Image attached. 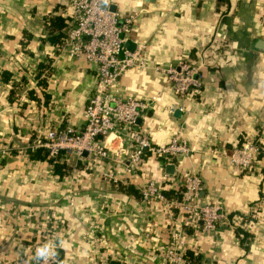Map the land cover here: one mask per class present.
<instances>
[{"label":"crops","instance_id":"0c3cea01","mask_svg":"<svg viewBox=\"0 0 264 264\" xmlns=\"http://www.w3.org/2000/svg\"><path fill=\"white\" fill-rule=\"evenodd\" d=\"M110 4L120 21L133 16L124 45H142L151 65L205 62L201 87L184 101L153 69H130L118 79L124 97L160 95L138 121L139 132L155 147L178 135L190 152L173 160L174 170L198 173L204 202L218 203L225 213L215 232L190 237L191 249L203 264H264V49L255 46L264 40V0ZM68 7L69 0H0V149H9L0 155V264H30L26 246L54 227L55 235L41 244L55 245L58 264H168L161 253L172 217L162 204L144 202L142 192L154 182L166 199L177 196L180 185L165 178L169 162L146 154L141 170L127 175L112 161L72 158L60 163V178L51 164L28 155L41 141L40 129L84 126L96 66L60 53L45 22L53 16L66 21ZM174 105L185 111L169 114ZM247 143L260 148L250 167L230 165L228 152ZM171 212L190 230L188 217Z\"/></svg>","mask_w":264,"mask_h":264},{"label":"built area","instance_id":"2783aa9c","mask_svg":"<svg viewBox=\"0 0 264 264\" xmlns=\"http://www.w3.org/2000/svg\"><path fill=\"white\" fill-rule=\"evenodd\" d=\"M68 8L66 26L56 47L70 58H82L94 64L96 80L84 110L83 129L76 130L71 125H49L37 131L41 141L32 150L42 149L54 163H67L72 158L112 161L127 175L141 170L146 154L155 158L168 157V165H173L177 156L187 155L190 149L178 135L172 137L167 145L155 147L149 137L138 130V121L159 104L160 95L124 97L126 90L118 85V79L130 69H153L164 76L174 95L184 101L192 91L201 87L199 71L205 62L191 63L179 59L175 65H151L142 45L132 50L125 47L123 32L128 30L133 16L120 21L118 12L111 9L110 0H69ZM175 110L184 112L185 108L183 105L170 106L168 113L173 114ZM8 151V148H2L0 155L5 156ZM259 151L257 145L247 143L229 155L228 163L245 170ZM106 176L118 181L110 172ZM169 176L181 188L174 199H166L154 182H149L142 192L144 202L162 204L172 217L170 236L161 258L168 264H199L190 255L194 252L188 243L192 235L171 209L175 208L190 221L197 222L201 232L206 234L215 232L223 221H227L225 213L218 203L204 202L201 197L203 181L198 173L174 170L165 178ZM47 233L51 238L55 235L50 229ZM34 264L44 262L35 258ZM48 264H58L57 257L52 256Z\"/></svg>","mask_w":264,"mask_h":264},{"label":"trees","instance_id":"16d2710c","mask_svg":"<svg viewBox=\"0 0 264 264\" xmlns=\"http://www.w3.org/2000/svg\"><path fill=\"white\" fill-rule=\"evenodd\" d=\"M45 22H46L47 28L50 29V34H52V35H53V32L55 31V29L60 30L66 24L65 20L60 16L48 17L45 19ZM52 35L49 36L48 40L50 42L54 43L55 45H57L60 42L61 32H59V34H56L53 36ZM29 37L30 36H28V38ZM42 67H43V65L40 64L39 68L41 69ZM1 74H2V76H4V79L8 78V76H6V75H10L9 72H5V71L1 72ZM38 77H39V74H38ZM38 84L45 85L46 83H45V80H38ZM44 98L47 99L48 96L44 94ZM28 155H29L30 159H32V160L43 161V162H47V163L51 164L53 167V170H54L53 172L55 175L59 176L60 178H62L64 176V171H63L64 166L60 163H54V161L52 159L48 158L47 153L45 151H43L42 149L29 150ZM155 159L159 160L161 163L168 162L170 160V158H168V157H166V158L157 157ZM180 191H181V189L179 190V192ZM189 224L191 227H188V229H190V230H188V234H190L192 236L193 235L196 236L198 230H200V227H199L200 225L197 222H192V221H189L188 226H189ZM237 232H239V234H241V236L243 237L242 239H245V237L247 236V234L244 231L237 230ZM190 255L194 256V259L196 260L197 263L203 264L202 260H200V258L198 256V254H195L194 252H190Z\"/></svg>","mask_w":264,"mask_h":264},{"label":"clouds","instance_id":"9594fccd","mask_svg":"<svg viewBox=\"0 0 264 264\" xmlns=\"http://www.w3.org/2000/svg\"><path fill=\"white\" fill-rule=\"evenodd\" d=\"M54 248V244L45 243L36 250V259L43 261L44 264H48L49 259L55 255Z\"/></svg>","mask_w":264,"mask_h":264},{"label":"rangeland","instance_id":"374dc122","mask_svg":"<svg viewBox=\"0 0 264 264\" xmlns=\"http://www.w3.org/2000/svg\"><path fill=\"white\" fill-rule=\"evenodd\" d=\"M228 154H231V153H229L228 152ZM47 230V229H46ZM51 230H53V231H55L56 230V228L54 227V228H51ZM46 234H48L47 232H45ZM50 238L51 237H48L47 235H45L44 236V238L43 237H39V241L36 243V244H34V243H31V245H32V247H33V249H32V247H31V245L30 246H26L27 247V249L26 250H24L25 251V253H26V255H27V257H28V262L30 263V264H34V259L36 258V250L39 248V247H41L42 246V242L43 241H46V239L47 240H50ZM25 247V246H24ZM33 251V252H32Z\"/></svg>","mask_w":264,"mask_h":264},{"label":"water","instance_id":"95a60500","mask_svg":"<svg viewBox=\"0 0 264 264\" xmlns=\"http://www.w3.org/2000/svg\"><path fill=\"white\" fill-rule=\"evenodd\" d=\"M111 9H112L113 11H116V8H115L114 5H111ZM128 42H130V41H128ZM128 42H127V43H128ZM255 46H256L257 48L264 49V40H263V39H257V41H256V43H255ZM125 47H126V46H125ZM130 50H131V49H130ZM166 172H167L168 174L172 175L173 172H174V167H173L172 165H167V166H166ZM201 194H202V193H201Z\"/></svg>","mask_w":264,"mask_h":264}]
</instances>
